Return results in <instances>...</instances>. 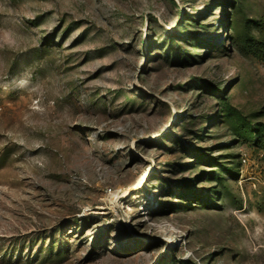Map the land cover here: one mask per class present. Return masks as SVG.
I'll return each mask as SVG.
<instances>
[{
	"label": "rangeland",
	"instance_id": "obj_1",
	"mask_svg": "<svg viewBox=\"0 0 264 264\" xmlns=\"http://www.w3.org/2000/svg\"><path fill=\"white\" fill-rule=\"evenodd\" d=\"M0 264H264V0H0Z\"/></svg>",
	"mask_w": 264,
	"mask_h": 264
},
{
	"label": "clouds",
	"instance_id": "obj_2",
	"mask_svg": "<svg viewBox=\"0 0 264 264\" xmlns=\"http://www.w3.org/2000/svg\"><path fill=\"white\" fill-rule=\"evenodd\" d=\"M24 83V81H21V84H23Z\"/></svg>",
	"mask_w": 264,
	"mask_h": 264
}]
</instances>
